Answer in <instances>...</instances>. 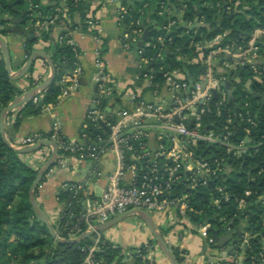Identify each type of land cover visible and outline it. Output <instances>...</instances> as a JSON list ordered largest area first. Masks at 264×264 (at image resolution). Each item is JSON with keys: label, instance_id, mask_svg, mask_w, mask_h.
<instances>
[{"label": "built area", "instance_id": "built-area-1", "mask_svg": "<svg viewBox=\"0 0 264 264\" xmlns=\"http://www.w3.org/2000/svg\"><path fill=\"white\" fill-rule=\"evenodd\" d=\"M157 3L159 7L156 13L165 20L163 24L165 35L153 38L150 35L149 40L137 48L139 62L144 66L150 62L146 47H158L155 58L163 60L164 46L166 43H172L173 37L170 33L178 27L180 20L179 14L169 0H158ZM148 4L145 3L146 6ZM238 4L239 2H236L234 7L227 6V9L238 11ZM242 7L246 8L245 5ZM28 9L26 26L39 33L50 31L60 17L65 15L64 7H57L52 13L46 14L38 4L30 1ZM124 18L121 16V19ZM85 22L89 29L97 32L92 34L96 43L94 48L96 89L93 107L87 110L79 138L68 139L63 136L62 124L56 121L49 131V137L35 132L26 135L17 143L30 145L43 138L57 143L55 167H65L71 157L98 160L106 151H112L116 155V168L110 173L106 187L99 196H84L78 222L72 226L73 229L69 232L68 238L78 237L111 217L135 208H142L158 215L167 214L172 208L180 222L192 220L191 213L200 214L201 210L196 211L192 206L190 190L196 189L199 185L208 184V181L213 178L220 179V184L216 185L217 196L211 195L212 205L220 207L221 201H228L232 193L225 184V179L232 176L230 170L233 167L225 156L219 155L220 152L225 149L230 155L240 158L251 155L261 145V142H255L251 135L252 126L257 125L259 112L257 109H251L248 98L255 93L251 88L252 82L264 80L262 48L264 28L255 29L245 43L239 45L220 44L224 34H217L203 43L195 42L194 35L198 29L195 26L187 28L179 35H185L189 39L190 46H194L198 51V61L205 66V73L198 78H193L180 69L164 71L160 66L159 69L163 70L166 80L162 90L158 94L152 93V98H145L141 92L128 89L133 101L132 107L120 108L113 113L114 119H109L103 114L105 109L102 111L99 108L102 98L111 97L114 91L121 94L125 89L107 68L103 40L99 31L100 19L94 10L87 11ZM144 29L145 26L141 20H136L133 31L127 34L130 41L125 42L124 46L128 47L130 42L140 40ZM76 30L77 28H67V32L59 36L58 42L65 41L77 55L75 42L68 36L71 31L76 32ZM246 70L250 71L252 76L243 80L241 74ZM47 71L49 72V66L43 63L40 67L34 68L31 73L26 74H31L35 83L34 87H38L46 78ZM81 73L80 65H75L69 73V79L62 81L63 94L69 93L78 85ZM143 77L147 80L146 87L151 85L152 69H149ZM228 89L232 93L239 90L244 97L237 99L233 93V98H230ZM43 95L44 89L33 97V102L38 103ZM49 106L43 105V109ZM232 113H236L240 122L244 121L248 124V127H245V137L238 142L232 139L234 133ZM208 115L224 116L225 121L221 125L216 120L208 122L206 120ZM100 120H104L110 126V133H106ZM89 126L95 128V137L98 133L102 137L106 134V137L98 142L93 139L88 141ZM102 130L105 133H102ZM151 135H154L156 139L154 150L149 148L148 138ZM49 147V151L43 152L46 158L51 154L52 146ZM202 149L203 152H201ZM214 152H217V155H214ZM127 160H131V163ZM250 179L257 178L253 175ZM64 187L74 193V196L80 192L83 193V186L77 182H67ZM251 193L252 191L247 189L243 195H235L236 207L239 211H245L251 204L246 198ZM261 197L258 203L263 204L264 196ZM229 223L222 219V227ZM81 224L85 225L83 231ZM210 226V221L205 219L199 223V231L209 243H214L215 239L208 235ZM56 231L62 237L61 232L58 229ZM80 231H82L81 234H79ZM250 236V233L241 234L240 247L247 245ZM105 241L101 233L97 232L91 243L82 245L80 249L85 256L81 264H105L103 259L98 257L103 250L101 243ZM108 242L112 247H120L115 242ZM158 247V245L152 246L148 240L132 248L130 253L142 255L153 261L152 257ZM143 249L146 253H143Z\"/></svg>", "mask_w": 264, "mask_h": 264}, {"label": "trees", "instance_id": "trees-1", "mask_svg": "<svg viewBox=\"0 0 264 264\" xmlns=\"http://www.w3.org/2000/svg\"><path fill=\"white\" fill-rule=\"evenodd\" d=\"M29 1L38 4L39 8L47 12V7L42 4V0H0V35H5L8 31L9 24H13V20L20 17L21 24H25L28 17ZM136 8L131 12L133 19L141 20L142 24L149 25L153 29L151 37L164 36L165 30L163 24L165 20L160 17L156 10L159 7L158 0H135ZM175 11L179 14L180 20L178 27L171 32L173 37L172 43H166L163 49V60L160 61L156 56L158 47H146V52L150 57V62L141 71L144 76L149 69H152V84L145 87L143 94L151 92L158 94L166 82L163 70L180 69L187 72L193 78H198L205 73V66L198 61L199 53L194 46H190L189 39L179 33L191 26H195L198 31L194 35L195 42H204L211 39L217 34H224L221 43H231L235 45L244 44L253 31L257 28H264V0H169ZM149 3L148 6L145 3ZM238 4V11L228 10L227 6ZM28 5V6H27ZM242 5H245L244 9ZM87 5L81 0L69 2L65 8L68 17L65 25L74 29L79 27L83 22L86 23ZM180 10H182L180 12ZM64 13V14H65ZM64 16V15H62ZM62 16L60 19H62ZM153 17L151 21L146 23L147 17ZM79 17V20L76 19ZM197 18V19H196ZM128 21V17L126 18ZM81 21V22H79ZM153 22V23H152ZM88 30V29H87ZM91 34H97L95 30L89 29ZM41 39L45 42L51 41L50 32H41ZM106 42V41H105ZM54 51L51 55L56 63L58 59L61 61L68 60L72 62L76 56V51L72 49L65 41L53 42ZM160 46V45H158ZM26 48L31 50V43H26ZM169 49L173 53L166 54ZM28 55V54H27ZM185 57H191L186 60ZM22 61L16 65L11 57L10 67L13 70L20 68ZM160 66L163 70H160ZM34 65L29 69V73L34 70ZM28 76V90L34 89L35 83ZM252 76L250 71L246 70L241 74L242 79ZM58 77L55 76L53 81L44 89V95L38 103L33 102V97H29L19 113L17 114L14 126L17 127L20 121L29 115L36 114L43 109V105L56 104L62 94L63 83H58ZM21 79V78H20ZM19 79H12L6 69L3 54L0 48V114L4 107L11 101L19 97L23 89L20 87ZM252 90L257 94L264 95L263 82L253 81ZM234 95L237 99L244 95L235 90ZM249 96L251 109L258 110L257 125L252 126L251 135L255 142H261L256 151L251 155H244L236 158L230 155L225 149H222L219 155L225 156L227 161L233 167L232 175L236 179L226 178L225 184L228 185L232 197L228 201H221L220 207L212 205L211 195L217 196L216 185L220 184V179L213 178L206 185H199L196 189L190 190V202L194 209L201 210V213L192 212L191 218L195 222H203L209 220L212 226L222 227V219L238 224L239 209L236 207L235 195H243L244 191L250 189L252 193L247 196L248 202L252 204L250 207L252 213H243L248 218L249 228L247 231L254 230V234L250 236L249 241L240 253L243 255L244 264H261L264 260V203L257 202V199L264 196V100L262 97ZM119 99V94L115 91L108 98H102L99 108L103 111L109 105V101ZM38 106V107H37ZM236 113H232V129L234 130L232 139L238 142L246 135L245 127H248L244 121L240 122ZM206 120L211 122L216 120L218 124H223L225 117H215L208 115ZM95 128L89 126L88 141L95 137ZM43 136L49 137L50 132H40ZM203 152V149L201 150ZM217 155V152L213 153ZM131 163V160H127ZM253 169V170H252ZM38 170L25 162L20 157V152L14 150L7 145L0 133V264H81L85 254L81 251V246L92 242L95 234L79 243H63L54 240L49 233L46 225L39 218L36 210L29 199V189L34 181ZM255 175L257 179L250 178ZM46 175L43 177L42 181ZM37 188L35 195L37 196ZM71 191L62 190L59 199L65 202ZM82 192L78 193L73 199L65 203L62 216L54 225L61 232L63 238H68L72 226L78 222V214L81 210V201L84 199ZM77 216V217H76ZM31 219V220H30ZM81 230L85 229V225L81 224ZM165 237L171 230L169 228H160ZM80 231L79 234L82 233ZM105 241V240H104ZM152 246H157L154 238L149 240ZM103 250L98 257L103 259L105 264H124L121 259L120 247H112L111 243L105 241L101 243ZM179 262L183 263L184 253L178 247L169 245ZM143 253L146 251L143 249ZM136 264H156L155 257L150 261L147 257L135 254Z\"/></svg>", "mask_w": 264, "mask_h": 264}, {"label": "crops", "instance_id": "crops-1", "mask_svg": "<svg viewBox=\"0 0 264 264\" xmlns=\"http://www.w3.org/2000/svg\"><path fill=\"white\" fill-rule=\"evenodd\" d=\"M64 1L67 3L66 6H62L60 0H42V4L48 8V13L46 14H49L55 11L57 7L66 8L69 2L77 0ZM81 1L88 6L87 11L94 10L98 15L100 19L99 31L103 40V52L107 68L111 75L115 77L125 89L121 94L118 93L119 99L117 101L114 99L109 101L108 107L112 108V114L120 108L132 107L133 101L131 100L128 91L130 88L141 92L145 98H152L153 95L151 92H146L144 94L142 92L147 85L146 78L141 75V71L145 66L141 65L137 54V48L143 45H138V42L142 40V37L137 42H130L128 47L124 46L125 42L130 41L128 40L129 38L127 34H130L135 27V20L133 19L131 12L136 8V1ZM128 1L130 2L128 3ZM121 16H124L125 18L121 19ZM127 17L128 21L126 20ZM152 18L153 17L150 16L147 17L146 23L153 20ZM66 19H68V17L65 13V15L62 16V19H60L49 31L51 36V41L48 40L49 42L43 41L40 36L41 33L32 28H28L26 23L19 24L18 26L27 31L32 29L34 38L20 35L14 31H7L5 35L0 36L6 41L9 47L10 56L14 63L19 65L22 61L25 62L30 53L35 50L44 51L48 55H52L54 51L52 43L58 41L61 33L67 32L68 27L64 22ZM76 19L79 20V17H76ZM123 24L126 25V28L122 32ZM10 26L11 24H9V27ZM76 28V32L71 31L68 36L73 38L78 53L72 62H69L68 60L62 61L65 65L64 71L60 64L55 63V76H59L57 82L62 83L64 79H69V73H71L73 67L75 65H80L82 73L78 85L73 87L69 93H62L56 104H52L36 114L24 117L17 127L14 126L15 118L24 103L12 109L8 113L5 123L6 136L12 143L17 144L23 137L31 133L42 131L49 132L56 121H60L62 124L61 132L63 136L68 139L79 138L86 119L87 110L88 108L93 107V99L95 97L94 48L96 43L93 35L89 32V26L86 23L84 24L82 22L80 26ZM27 42L31 43V50L29 53V50L26 48ZM144 42L145 41H143V43ZM262 48L264 53V37L262 39ZM185 59L191 60V57H185ZM43 63H46L49 66V72L47 71L48 74L45 78L47 79L52 72V68L48 62L41 58H37L34 67H40ZM23 64L16 70L11 68L12 73L17 74ZM27 74L19 79V85L24 93L29 91L27 88ZM101 132L105 133L103 130ZM98 140H103V137L99 133L93 138V141L95 142H98ZM148 142L149 148L154 150L156 148L155 136L151 135L148 138ZM49 150V145H43L33 151L20 153V157L34 169L39 170L48 159L43 152ZM115 168L116 155L112 151H106L98 160H82L77 157H71L68 159V163L65 167H55L54 163L51 170L46 174L44 180L41 181L37 187V201L49 217L52 224L55 225L65 208V203L69 202L68 199L65 202H62L59 199V195L65 188V183H80L83 186L84 195L99 196L106 187L110 173ZM232 171L233 168L230 170V175H232ZM126 175L128 177L129 173L127 172ZM260 198L262 197H259L257 202L260 201ZM251 206L252 204L248 205L245 211H241V214L246 213V211L251 209ZM131 216L136 218L132 220H127V218H125L111 228L100 232L104 240L115 242L120 245L122 255L121 261L124 264H136L135 256L130 253V250L145 241L152 238L155 239L150 228L141 217L138 215H130L129 217ZM152 217L159 228L165 229L170 227L171 230L165 238L169 245L172 247H178L184 253L182 264H244V257L242 253H240L242 247L239 251L233 250L230 252L227 250V247L231 244V241H222L225 235L223 230L224 226L218 228L211 224L208 229V235L213 238L214 235L212 228L220 230L218 237L222 241V244H219L218 241V246H216V240L214 243H209L207 238H205V236L199 231V222L192 220L180 222L175 210L172 208L169 209L167 214H156L155 216L152 215ZM247 218L248 217L245 216V214H242V216L239 217L238 224L233 222L235 226L234 228H230V233L233 236L232 238L237 234L250 233L246 229V226L248 225ZM154 257L156 264H171L160 247L155 251ZM261 264H264V260Z\"/></svg>", "mask_w": 264, "mask_h": 264}, {"label": "water", "instance_id": "water-1", "mask_svg": "<svg viewBox=\"0 0 264 264\" xmlns=\"http://www.w3.org/2000/svg\"><path fill=\"white\" fill-rule=\"evenodd\" d=\"M60 1H61L62 6L67 5V3L64 0H60ZM129 2L130 1H128V3ZM13 21H14L13 24H11V26L8 27V31H14L20 35H24L27 37L30 36L31 38H34V35L32 34V31H33L32 29L27 31V30L23 29L22 27L18 26L19 24H21V21H22V19L20 17L16 18ZM125 28H126V25L123 24L122 32L125 30ZM152 31H153V29H150L149 26H145V29H144L143 34H142V40H140L138 42V45H142L143 41L149 40ZM128 40H130V39H128ZM0 48H1L3 58L5 61L6 69L9 73V76L12 79H20V78L24 77V75L29 71V69L33 65H35V61L37 58H41V59L45 60L46 62L49 63V65L52 68V72H51L50 76L47 79H45L40 85H38V87H35L34 89H31V90L27 91L26 93L21 94L15 100L11 101L6 107L3 108V110L0 114V133H1V136L3 138V141L7 145H9L11 148H13L14 150H16L20 153H25V152H30V151H33L35 149H38L39 147H41L43 145L52 146L50 156L48 157V159L44 163V165L38 170L37 175H36L34 181L32 182V184L30 186V189H29L30 202L32 203V205H33L34 209L36 210L41 221L46 225V227H47L49 233L52 235V237L57 242L72 243V244L79 243V242L85 240L86 238L91 237L92 235H94L97 232H103L106 229L111 228L112 226H114L118 222L129 217L130 215H138L139 217H141L146 222V224L150 228L151 232L153 233V236L155 237L158 246L160 247L162 252L165 254V256L168 258L170 263L171 264H179V262L177 261L171 247L169 246L166 238L163 236L159 226L156 224L152 215L148 211H146L142 208L131 209V210H128L124 213L115 215V216L111 217L109 220H107L106 222L101 223V224L95 226L94 228L88 229L86 232L82 233L81 235H79L78 237H75V238H63V237H60L58 235L54 225L52 224L49 217L47 216V214L45 213V211L43 210V208L41 207V205L37 201V198L35 195V190L39 186V183L42 181L43 177L50 171V169L52 168V166L55 163L57 153H58L57 143H55V142H53L47 138H43L39 142H36L34 144L18 145V144L12 143L7 138L6 132H5V123H6V117H7L8 113L12 109H14V108L18 107L19 105H21L22 103H24L29 97H33V96L37 95L41 90L45 89L53 81V79L55 78V74H56L55 62L53 61L51 55H48L44 51L35 50V51H32L30 53V55L28 56L27 60L24 62L23 66L18 71V73L13 74L11 67H10L11 56H10L9 47H8L6 41L1 36H0ZM26 51H28V50H26ZM165 53L166 54H177L178 52L173 53L169 49H167L165 51ZM56 63H58L62 66L63 71L65 70V65L62 63L61 59H58L56 61ZM228 95L230 98H233V93L230 89H228ZM257 96L262 97V99L264 100V95L252 93L253 98L257 97ZM103 114L105 117H108L109 119H114V115L112 114V108L111 107H106ZM100 124L105 129L106 133L111 132L110 126H108L104 120H100ZM190 126H191V124L189 125V127ZM205 128H207V126ZM103 137L105 138L106 134H103ZM230 178L236 179L234 176H231ZM63 190L67 191L68 189L64 188ZM73 197H74V193L71 192L69 197H68V201L73 199ZM252 212L253 211L251 209L248 210V213H252ZM239 213H241V211H239ZM234 226H235V224L233 222H230L229 224H227L223 227L225 235H224V238L222 239V241H224V240L231 241V244L228 245V247H227V250L230 252L233 250L239 251L241 249V247H240V242H241L240 236L242 233L235 235L234 238H232L233 236L230 233V228H234ZM246 228H249V224L246 226ZM212 231H213L214 238L217 242L215 245L218 246V241H219V244H222V241L218 237V233L220 230L212 228ZM250 233H251V235H253L254 230L252 229ZM244 248H245V246L242 247V249H244Z\"/></svg>", "mask_w": 264, "mask_h": 264}, {"label": "rangeland", "instance_id": "rangeland-1", "mask_svg": "<svg viewBox=\"0 0 264 264\" xmlns=\"http://www.w3.org/2000/svg\"><path fill=\"white\" fill-rule=\"evenodd\" d=\"M28 6V5H27ZM151 213V215H153V216H155L156 215V213H154V212H150ZM136 218V217H135ZM133 216H131V217H127V220H132V219H135ZM137 219H139V218H137Z\"/></svg>", "mask_w": 264, "mask_h": 264}]
</instances>
